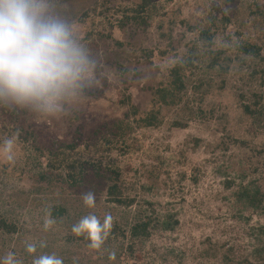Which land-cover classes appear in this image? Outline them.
<instances>
[{
	"label": "rangeland",
	"instance_id": "rangeland-1",
	"mask_svg": "<svg viewBox=\"0 0 264 264\" xmlns=\"http://www.w3.org/2000/svg\"><path fill=\"white\" fill-rule=\"evenodd\" d=\"M103 1H108L106 6L111 8L110 11H106ZM136 1L141 0H54V5L56 11L69 19L79 42L87 34L84 13L89 12L94 19L95 13L98 15L106 11L105 16L99 18L105 23L103 29L113 31L114 38L126 42L125 53L144 57L140 59L141 65L139 60L133 62L142 69L137 81L132 79L133 73L124 74L134 81L130 92L143 111L153 108L152 88L167 74L175 55H186L195 42L200 45L205 42L207 46V41L200 34L202 30L216 31L213 49H225L233 64L228 74L222 77L213 75L215 81L212 88H204L209 93L202 101L189 93L188 99L196 98L205 110L204 118L192 117L188 119L186 128H178L172 126V121L189 116L188 112L181 111L182 106L168 113L164 109L165 120L160 127L136 131L134 138L142 143L137 152L126 156L119 155L117 150L112 153L123 168L125 188L131 195L137 196L136 205L128 211L132 214L140 205L148 209L144 202L147 200L153 203L158 213H175L179 221L174 231H155L145 244L147 253L136 254L130 264H239L238 261L253 249L251 229L264 224V216L256 212L247 210L240 216L241 207L231 196L242 177H245L244 183L254 179L264 183V122L253 125V119L243 110V103L251 104L255 100L253 93L264 95V76L262 78L263 74H260L256 79L251 78V62L240 60L234 44L238 40H249L264 47V28L261 31L249 19L250 11L264 5V0H173L167 5L165 3L164 9L151 21L146 32H135L128 25L118 27L121 17L114 13V8ZM159 1L164 3L165 0ZM225 17L230 22H225ZM114 25L116 27L113 28ZM190 27H193L192 31ZM112 39L108 41L111 43ZM171 44L173 50L170 49ZM81 45L85 47L86 43ZM85 49L96 63L101 59L104 61L101 52ZM150 51L153 62L146 64ZM164 51L168 53L163 55ZM263 66L264 63L259 68ZM100 67V73L95 68L94 83L83 93L63 101L55 115L27 110L19 124V127H24L23 135L21 138L15 136L13 163L7 160L2 150L6 134L0 141V213L13 210L10 216L25 223V244L52 232V220L45 227L50 221L47 208L60 196L46 190L38 173L40 169L30 170L32 167L27 164L26 157L34 154V148L32 143L24 141V137L35 130L41 145L49 147L56 138L71 141L77 127L81 128L85 138L96 130H104L103 125L120 114L114 91L122 84L114 66L101 64ZM202 75L204 72L196 69L192 79L198 80ZM242 95H245L244 98H241ZM193 102H190L191 108L197 105L196 101ZM77 114L80 119L73 121ZM10 123L16 125L10 114L0 111V131L4 132V125ZM198 140L201 142L198 143ZM47 161L43 158L41 162L46 165ZM17 167L23 174L14 171ZM232 179L235 186L228 190L224 184ZM145 186L152 188L145 189ZM100 204L101 211L111 213L117 221L124 219L125 222L131 216L124 208L108 205L105 197ZM61 236L55 248L56 254L65 252L62 249L77 248V244H71L64 235ZM15 239L0 245L10 253L16 245ZM63 244L67 246L60 248ZM227 245L234 247V253L229 254L230 263L225 259Z\"/></svg>",
	"mask_w": 264,
	"mask_h": 264
},
{
	"label": "trees",
	"instance_id": "trees-1",
	"mask_svg": "<svg viewBox=\"0 0 264 264\" xmlns=\"http://www.w3.org/2000/svg\"><path fill=\"white\" fill-rule=\"evenodd\" d=\"M172 1L165 0L164 3H161L159 0H141L126 5H117L114 8V13L121 17L117 26L120 28L129 26L135 32H146L151 26V21L164 9L165 3L167 5ZM103 4L107 8V12L111 10L109 6H106L109 4L108 1H103ZM106 11H101L98 15L95 13L94 19L90 17L89 12L84 13L87 34L83 40H80V43H86L85 47L103 54L104 61L101 59V62L96 63L98 73L102 70L101 64H110L116 68L117 76L122 84L121 88L116 87V91H114L117 96L116 108L120 109V114L106 122L103 125L104 130L99 132L96 130L87 138L79 127H77L71 141L56 138L49 147L41 145L35 130L30 131L24 137V141L32 143L34 148V154L26 157L27 164L32 167L30 170L37 171L40 169L38 173L46 190L58 194L60 199L47 208L49 220L54 222L50 227L52 232L42 234L27 242L37 245V252L33 254L26 251L27 243L25 244L23 240L26 234L25 223L10 216L13 210L0 213V244L2 242L5 244L14 242L15 236H18L15 239L16 245L10 253H14L21 264H33L34 256L43 254H55L62 257L64 264H130V261L135 259L136 254L147 253L145 244L151 239L155 231H174L179 225L177 214L170 212L164 215L160 214L154 209L152 202L144 201L148 209H145L144 205H140L132 214L131 211H128L136 205L137 196L131 195L125 188L123 168L118 162V158L112 153L117 150L119 155L126 156L133 154L132 152H137L142 147V143L139 139L134 138L136 131L160 127L165 120L164 109L168 113L171 109L175 107L180 109L182 106L181 111L188 112L187 115L189 116L178 117L172 121V126L178 128H186L188 119H193L192 117L204 118L205 110L195 100L196 98H191L194 100L188 99L189 93L195 94L194 97L197 96L202 101V98L209 93L204 88H212V82L215 81L214 78L216 77L213 75L222 77L231 71L233 59L228 58L225 49H213L216 31L202 30L200 34L207 41V46H205V42H203L204 45L195 42L186 51V55L181 57L175 55V60L169 67L167 74L162 80L157 81L156 87L152 88L151 103L153 108L143 111L141 104L136 103L135 96L130 92L134 81L126 75L129 72L133 73L132 79L137 81L142 69L138 65H133V62L139 60L138 64L141 65L140 59H144V57L125 53L126 42L114 38L113 31L103 29L105 23L99 18L105 16ZM249 19H252L254 26L262 31V27L264 28V5H258L256 11H250ZM224 21L230 22V19L225 17ZM109 23L113 24V22ZM114 27L116 26L114 25ZM190 29L192 31L193 27ZM110 38H113L111 43L108 41ZM234 46L243 63L251 62L253 69L251 78L256 79L260 74H263V78L264 66L262 69L259 68L264 63L263 45L249 40H238ZM171 48L174 49L172 44ZM167 53L168 51L162 52L163 55ZM148 56L150 58L145 60L146 64L153 62L151 61L152 51L149 52ZM196 69L203 71L204 75L198 80H193L192 77H194ZM124 74L126 75L124 76ZM244 96L242 95L241 98ZM252 96L255 100L251 104L243 103V110L245 115L253 119V125L258 126L259 123L264 122V95L253 93ZM192 101H194L193 103L197 102L196 107H190ZM9 110L0 107L3 114L12 116V121L16 125L13 123L4 125V132L0 131V134H3L0 141L3 140L5 134V139L12 136L21 138L23 135L24 127H19V124L21 118L28 111ZM77 118L80 119L78 114L72 120ZM197 142L200 143L201 141L198 140ZM43 158L48 159L46 165L41 162ZM14 171H20L23 174V171L19 170L18 167ZM244 180L245 177H242L241 183L231 195L236 204L241 207L240 216L247 210L264 216V183L258 179L248 183H244ZM224 185L229 190L235 186V180H228ZM144 188L151 190L152 187L145 186ZM89 191L96 195L95 208H88L83 203L82 196ZM103 197H105L108 205H113V208H124L128 216L129 213L131 216L125 222L124 219L117 221L113 217V225L107 239L100 248L96 249L89 246L91 241L85 235L78 236L73 233L70 226L90 213H94L103 221L105 213L101 211L102 205L100 204ZM57 225H59L58 229H56ZM44 229L46 232L45 227L42 228V230ZM251 230L253 231L250 235L254 242L253 249L238 262L239 264H264V224ZM61 235H64L65 240L69 243L77 244V248L69 247L62 249L65 251L62 254H56L55 248L58 247ZM41 242L46 246L40 247ZM65 246L67 245H60V248ZM5 248V246L0 245V257L9 254ZM227 253L225 259L228 260L227 263H230L229 254L234 253V247L228 246Z\"/></svg>",
	"mask_w": 264,
	"mask_h": 264
},
{
	"label": "clouds",
	"instance_id": "clouds-1",
	"mask_svg": "<svg viewBox=\"0 0 264 264\" xmlns=\"http://www.w3.org/2000/svg\"><path fill=\"white\" fill-rule=\"evenodd\" d=\"M96 61L76 39L67 17L56 11L54 0H0V107L29 110L51 116L70 96L94 83ZM16 137L2 142L7 160H15ZM83 203L95 208L96 195L83 194ZM47 221L45 227L48 226ZM113 225L111 213L103 221L90 213L72 226L85 235L91 248H100ZM46 245L41 242L40 247ZM29 254L37 252L27 243ZM0 264H21L14 253L0 257ZM33 264H64L55 254L34 256Z\"/></svg>",
	"mask_w": 264,
	"mask_h": 264
}]
</instances>
